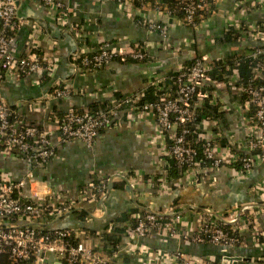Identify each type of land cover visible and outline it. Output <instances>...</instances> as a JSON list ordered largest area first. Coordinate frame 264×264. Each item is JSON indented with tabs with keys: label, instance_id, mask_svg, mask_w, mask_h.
Masks as SVG:
<instances>
[{
	"label": "crops",
	"instance_id": "obj_1",
	"mask_svg": "<svg viewBox=\"0 0 264 264\" xmlns=\"http://www.w3.org/2000/svg\"><path fill=\"white\" fill-rule=\"evenodd\" d=\"M60 1L69 11L64 24L54 18L41 0L16 2L22 23L15 33L13 50L17 55L32 50L43 59L54 61L50 75L42 78L38 74L13 73L0 78V97L16 106L26 122L49 129L53 140L59 133L51 112L64 113L69 108H85L91 104L97 105L100 111L103 110L100 104L114 106L130 96H136L138 101V93L150 82L176 72L180 65L189 63L197 55L206 57L205 62L212 64L229 55H242L260 44L249 37L251 30L264 26V6L260 0H219L215 10L195 27L185 25L163 10V0H143V4L130 3L123 8L114 0ZM143 17L164 23L167 34L162 36L148 30L139 23ZM232 30L239 36L230 40L226 34ZM104 42L117 51L140 44L148 55V62L112 60L105 67L77 72L71 61L72 53L78 49L92 53ZM224 77L213 79L211 90L230 106H218V119L205 123L208 128L219 127L221 131L211 138L213 135L206 129V139H218L219 134L225 133L232 143V136L243 140L246 133L241 123L245 103L238 87L233 86L237 72ZM56 83L72 89V94L64 99L54 98L52 90ZM165 85L161 83L158 89ZM234 102L239 109L232 106ZM199 105L195 103L196 108ZM171 136L172 132L158 133L152 111L124 106L117 108L111 125L98 132L93 145L87 146L77 139L58 145L46 164L33 169L35 181L30 184L33 197L58 191L69 200L77 201L79 189L86 183L108 180L103 196L78 202L65 213L44 217L41 224L72 229L77 239L87 246L125 264H172L169 254L175 252L213 258L230 255L241 258L236 264L260 263L264 260V207L259 215L261 245L251 244L247 231L242 235L244 245L225 252L217 245L162 232L136 237L129 228L128 234L115 229L113 221L122 214L134 219L144 211L170 218L180 216L177 227L183 229L193 219L199 221L204 212L220 215L245 204L264 203V157L257 159L247 173L225 165L218 170L208 168V175L197 180L185 172L170 178L166 157ZM27 168L16 155H0L2 172L20 178ZM26 193L29 195V190ZM111 234L119 236L118 243L108 239ZM147 250L157 254L150 255ZM1 261L6 264L4 258ZM46 264L65 263L51 256Z\"/></svg>",
	"mask_w": 264,
	"mask_h": 264
},
{
	"label": "built area",
	"instance_id": "obj_2",
	"mask_svg": "<svg viewBox=\"0 0 264 264\" xmlns=\"http://www.w3.org/2000/svg\"><path fill=\"white\" fill-rule=\"evenodd\" d=\"M43 5L54 18L64 24L69 14L60 0H41ZM119 8L126 4H142V0H114ZM184 3L183 10L185 25L194 27L195 13L208 7V3L216 4L219 0H177ZM17 0H0V78L4 74L27 76L30 74L42 75L51 73L55 67L54 61L43 59L39 53L29 50L23 55H17L13 50L15 33L22 20L17 13ZM264 6V0H260ZM179 10V9H176ZM168 13V12H167ZM150 31H157L160 35L167 34L164 23L143 17L139 20ZM260 44L245 50L243 55L255 60L253 74L246 82L238 84L239 94L243 95L245 113L241 118L245 130L243 140L231 137L232 148L226 146L223 150L218 146L216 139H205L201 144L199 155L196 147L186 140L188 133L185 123L195 118L196 106L208 98L209 103L216 106H226V103L214 90H204L210 85L213 64L205 62L206 57L195 56L190 65H180L175 76L176 97L162 94L156 102H145L140 108L133 104L137 97L130 96L108 110H100L95 114L77 112L74 108L67 109L58 116L51 112L57 126L58 137L52 139L49 129L26 122L20 117L16 106L11 107L0 97V155L9 157L16 155L28 166L20 178L13 177L8 172L0 171V264L2 258L6 264H46L51 256L65 264H125L120 263L108 255L87 246L77 239L74 231L69 228H50L41 224L44 217L56 216L72 209L78 202L90 201L103 196L107 178L86 183L79 189L77 201H72L58 191H51L44 196L33 197L30 193V184L34 182L33 169L41 166L54 156L60 144L77 139L87 146L95 143L98 132L109 127L117 108L122 103H128L129 108L136 111H152L158 133H176L169 147V155L178 165H184L185 173L197 180L208 175L207 169L218 170L225 165L234 168L239 163V173L249 172L255 161L264 157V85L258 79L264 71V26H256L249 35ZM88 55L83 49L72 53L71 61L77 72L99 69L107 66L116 55H129L134 59L142 58L143 54L129 47L117 51L109 43H100ZM166 76L151 84L156 88L165 83ZM56 83L52 95L54 98L64 99L72 94V89L59 87ZM139 97V96H138ZM196 97V102H191ZM234 102L233 107L238 108ZM227 106H230L227 105ZM221 135H218V138ZM260 150L259 155H252V151ZM120 180V179H119ZM29 190V195L26 191ZM264 207L261 205H242L235 211L214 215L204 212L198 221L193 219L185 224L183 229L177 227L180 216L168 217L153 211H144L137 215L133 228H129L136 237H144L148 233L162 232L197 243H210L228 251L245 244L242 235L249 232L251 244L261 245V227L259 215ZM165 217V218H163ZM231 224L230 229H224L222 224ZM135 247H139L135 245ZM141 249V248H140ZM144 252V251H143ZM153 255L157 254L147 250ZM146 253V252H145ZM226 256V255H224ZM221 256V264H231ZM172 264H211L213 257H198L183 255L180 252L169 254ZM258 264H264L262 260Z\"/></svg>",
	"mask_w": 264,
	"mask_h": 264
},
{
	"label": "trees",
	"instance_id": "obj_3",
	"mask_svg": "<svg viewBox=\"0 0 264 264\" xmlns=\"http://www.w3.org/2000/svg\"><path fill=\"white\" fill-rule=\"evenodd\" d=\"M145 1V0H144ZM142 0V2H144ZM143 4V3H142ZM182 5H184V3H179V1L177 0H163L162 2V9L165 10L166 12H168V14H170L171 16H174L180 20L183 19V10L180 9V7H182ZM179 9V10H176ZM215 10V4L213 3H208V7H206V9L204 10H199L195 13V18H194V27L197 26L198 24H200V22L207 17L208 15H210L213 11ZM228 39L233 40L234 38H237L239 36V34L237 33H232L231 31H229L228 34ZM133 49L140 51L143 56L140 59H134L129 55H116L114 56L113 60H117V61H129V62H138V63H147L148 62V55L146 54V51H144L142 49V47L139 45H134L131 46ZM88 55H92L91 53H88ZM42 58V56H39ZM192 62V60L189 63L184 64L185 66L190 65V63ZM255 63V60L252 59L249 56H245V55H229L224 57L223 59H217L213 62V70L211 72V78L213 79H222L228 75H234L237 72L238 77L235 79L233 86H238L239 82H246L247 80H249V78L251 77V75L253 74V65ZM102 68V67H101ZM50 75V73L48 71H45L42 73V78L44 77H48ZM175 76L173 72H169L166 74V79H165V86H163L162 88L158 89L156 88L154 85L151 84V82L149 83L148 87L140 93H138L140 95V99L134 103L133 105L136 106L137 108H140L142 106L143 103L145 102H156L159 97L162 94H168L171 98H175L176 97V90H175ZM258 83L263 84L264 85V71L262 72L261 76L259 77ZM169 86V87H167ZM59 87H63L61 85H59ZM204 90H210L211 89V85H208L206 87L203 88ZM54 90V89H53ZM52 90V91H53ZM191 102H196V97H192V99L190 100ZM101 108L103 110H108L111 109L113 106L108 104V103H102L100 104ZM11 107H14L12 105H10ZM124 106H129L128 103H122V105L119 107H124ZM220 107V106H219ZM77 112H90V113H96L98 106L95 104H91L87 107H75L74 108ZM224 109V108H223ZM219 108L216 105H213L211 103H209L208 98L203 99L200 102V105L196 108V112H195V118L188 122L185 123V127H187L188 129V133L186 135V140L188 142H190L191 144H193L199 155L201 153V144L202 142L206 139V129H209V134H212L213 136L211 138L214 137V135L218 132L221 133L220 128L216 127L211 129L210 127L208 128L207 125L205 124L207 121L211 120H216V111H218ZM58 116L62 115L63 113H58L56 112ZM220 113H223V111H221ZM218 119V118H217ZM219 120H217L218 122ZM221 122V121H219ZM218 122V123H219ZM167 133H165L166 135ZM176 133H172V136L168 138V147H170V145L172 144L173 141V137ZM216 142L218 144V146L220 148L229 146L232 148L231 143L229 142V138L225 133H222L221 136L216 139ZM169 151V148H168ZM260 150H255L252 151V155H259L260 154ZM169 155V154H168ZM166 161L168 163V176L170 178H176L181 176L184 171L186 166L184 165H178L174 162L173 158L169 156L166 157ZM240 164L239 163H235L234 168L235 169H239ZM225 214V213H223ZM165 218V217H163ZM136 222V219H134L132 216H128L126 214H122L120 217H118L115 221H113L115 229H121V231L125 234H128L127 232V228H133L134 224ZM124 223L128 224L123 225ZM117 225L121 226L118 227ZM231 224H222V227L224 229H230L231 228ZM105 237V236H104ZM108 239H111L112 242L118 243L119 242V236L118 235H108L107 236ZM243 238V237H242ZM211 264H221V255H216V257L214 258L213 262Z\"/></svg>",
	"mask_w": 264,
	"mask_h": 264
},
{
	"label": "water",
	"instance_id": "obj_4",
	"mask_svg": "<svg viewBox=\"0 0 264 264\" xmlns=\"http://www.w3.org/2000/svg\"><path fill=\"white\" fill-rule=\"evenodd\" d=\"M109 184H110V183H109ZM224 258H225L228 262H230L231 264H236L237 261H238L239 259H241L240 257H237V256H230V255H226V256H224ZM242 259L246 260V258H242Z\"/></svg>",
	"mask_w": 264,
	"mask_h": 264
}]
</instances>
